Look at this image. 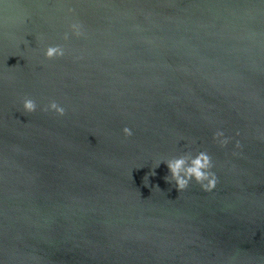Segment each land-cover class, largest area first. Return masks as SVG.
<instances>
[{"label":"water","instance_id":"95a60500","mask_svg":"<svg viewBox=\"0 0 264 264\" xmlns=\"http://www.w3.org/2000/svg\"><path fill=\"white\" fill-rule=\"evenodd\" d=\"M0 264H264V0H0Z\"/></svg>","mask_w":264,"mask_h":264},{"label":"clouds","instance_id":"9594fccd","mask_svg":"<svg viewBox=\"0 0 264 264\" xmlns=\"http://www.w3.org/2000/svg\"><path fill=\"white\" fill-rule=\"evenodd\" d=\"M69 13L71 8L67 10ZM71 37L86 39L87 33L83 29V26L78 21H72L68 24L67 30L63 33L62 39L68 41ZM25 45L28 41L23 40ZM65 44H48L43 48V56L45 59L61 58L66 55ZM80 56H74L73 60H79ZM20 105L22 113H33L37 110V102L30 96H23L20 99ZM42 112H50L56 116H63L65 114V107L58 103L55 99H50L45 105L40 107ZM121 132L125 137L131 136L132 129L128 126H124ZM212 140L218 144L221 148L226 147L231 140V137L225 134L223 128H216L212 132ZM240 143L237 140L234 147H239ZM163 161L168 169L169 175L165 176V179L169 182H174V186L178 191L185 190L190 182H195L199 185L200 189L204 192H211L216 188L218 177L216 172L213 171L212 157L206 151H198L195 154L185 151L182 154L171 156L167 159H161L157 161L156 166ZM154 174V173H153ZM147 179V177H145Z\"/></svg>","mask_w":264,"mask_h":264}]
</instances>
